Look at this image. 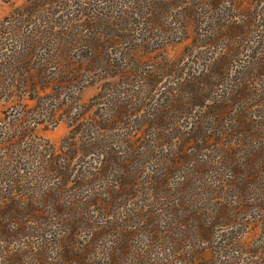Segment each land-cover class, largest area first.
Listing matches in <instances>:
<instances>
[{
  "label": "rangeland",
  "instance_id": "obj_1",
  "mask_svg": "<svg viewBox=\"0 0 264 264\" xmlns=\"http://www.w3.org/2000/svg\"><path fill=\"white\" fill-rule=\"evenodd\" d=\"M20 10L29 15L27 19L38 23L36 35L43 41L38 50L41 57L50 58L49 55L56 52L76 55L92 53L94 62L92 66L86 63V69L76 73L75 79L69 75L68 79L60 80V72L50 67L43 68L41 75L33 68L29 75L25 74L23 84L13 80L11 75L0 81V191L4 186V174L16 179L12 177V172L18 170L23 176L29 168L30 178L21 176L18 185H24L26 193H37L33 202H27L29 207L22 209L27 213L16 218L18 223L9 221V230L0 234V264H5L4 259H1L3 256L12 254V250L21 245L20 240L26 239L23 233L34 231L45 234V244L54 247L58 245L62 229L68 228L64 224L67 217L54 218V215L46 213L39 221L35 220L36 208L42 201L39 193L43 192L44 186L37 187L34 177L37 174L44 175V170L49 171L50 177H53L55 169L52 171L50 168L55 167L54 161L59 160L68 150V143L75 146L86 144V133H94L97 128L93 126L94 121L91 124L90 120L95 118L100 121L106 113L111 115V111L126 97V89L157 81L149 87V97L154 98L150 103L163 100L166 94L172 92L175 95H186L180 87L188 78L199 76L207 69V73L212 74L214 65L211 61L214 57L230 52L231 57L223 68L225 73L215 76L214 81L218 85L212 89L218 93H222V90L231 92V87L245 75V80L249 79L253 89L264 96V0H0V27L7 24V20L16 16ZM224 22L235 28L228 30L222 26ZM95 29L100 39L96 38L91 44L83 40L87 38L86 35L93 36ZM121 33H129L130 39H122L118 35ZM236 35L241 38L233 41ZM45 36L54 41L45 43ZM93 45L95 49L92 48ZM134 53L138 56H133ZM133 57L138 63L131 60ZM36 74L40 77V84H34L31 77ZM130 79L134 81L130 85L123 82ZM185 79L187 80L184 81ZM188 84L196 92L198 103L203 98L211 103L215 94L206 88L207 84L203 85L206 88L203 91L196 87V80ZM218 88L222 90L219 92ZM135 95L133 93L132 98ZM258 100L259 97L252 100L246 95L230 104L234 110H228L237 114L236 110L239 108L250 106L247 112L256 121L254 128L244 138L242 149L246 151L245 155L264 156V104ZM185 110L192 117L204 114L196 104L185 105ZM122 113L124 116H121V120L127 122L120 123L122 130L129 133L139 127L133 114ZM230 113L226 115L229 119L232 116ZM111 116L116 118V112ZM118 122L119 120L113 127ZM233 123L234 120L230 125ZM218 126L219 129L223 128L222 123ZM121 132L109 131L111 139L121 143ZM105 139L108 140L107 137ZM76 157L77 159L73 158L74 162L79 157L84 158L82 162L91 160L90 155L85 158L81 153ZM76 165L74 171L86 167L84 163ZM234 169V164L228 162L220 165L217 170L214 169L213 174H210L212 176H204L205 179H202V187L215 188L217 183L221 185L217 181L225 178L224 201H231L237 208L229 215H234L231 224L215 228L214 242L210 243L212 245L208 246L209 249L205 242H200L204 248L200 249L196 263L264 264V170H261L258 178L250 177L252 183H248L249 186L244 187L242 192H235L230 191V188H233L234 182L242 180V172L246 168L242 167V172L236 177ZM45 175L44 183L50 187L52 178H45ZM145 187L149 188V185ZM140 188L143 189L141 186ZM200 188L193 193L196 194L192 198L194 204L187 202L190 208L185 212L177 210V217L163 206L166 199L160 201L159 198H154L150 189H143L144 194L135 193L130 197L133 198L129 202L131 208H138V205L154 200L160 202L163 209L158 213H150L149 208L140 210L139 216L132 214L126 223L133 225L128 227L133 236H130L129 248L126 246L127 254L123 252V242L116 240L109 226L107 234L96 241L101 244L94 245V251L108 252L111 257L117 255V264H185L173 257L171 251L174 245L179 248L183 244L185 251L196 252L191 246L195 236L189 235L182 242L185 235H195L193 213L201 208L203 217L209 219L213 215L212 209L214 210L215 202L211 198L213 193ZM146 192L150 199L144 202L142 197ZM201 195L206 201H201ZM75 206L77 210L72 211L76 215H68L69 221H77L75 241L89 242L93 238V231H97L96 224L101 218L96 217L98 214L92 206L88 205L89 210L84 213L80 209L82 211L86 207H79L78 204ZM107 213H110L108 209ZM125 213L126 209L120 212V216L126 215ZM179 219L184 221L181 223ZM55 221L61 223L55 224ZM152 226L158 236L155 240L151 236ZM117 231L115 230L116 233ZM41 239L36 241L40 242ZM112 240L118 241L121 247L112 244ZM45 255L48 257L46 252Z\"/></svg>",
  "mask_w": 264,
  "mask_h": 264
},
{
  "label": "trees",
  "instance_id": "obj_2",
  "mask_svg": "<svg viewBox=\"0 0 264 264\" xmlns=\"http://www.w3.org/2000/svg\"><path fill=\"white\" fill-rule=\"evenodd\" d=\"M27 16L29 15H25L20 10L16 16H12V19L7 20V24L0 27V81L4 80L5 76L11 75L13 80L23 84L25 74H28L33 68H36L38 70L37 74L41 75L44 72L43 68L49 69L50 67L60 72V80L68 79L69 75L75 79L74 75L76 73L86 69V63L90 66L93 65L94 56L92 53L89 55H76L56 52L51 53L50 58L41 57L42 54L38 50L43 41L41 37L36 35V25L38 23L27 19ZM222 26L228 30L235 28L227 22H224ZM118 35L122 39H130L129 33ZM86 37L83 40H86L89 44L96 38L100 39L96 29L93 36L86 35ZM113 38L115 39V37ZM240 38V35H236L233 37V41ZM43 39L45 43L54 41L47 36ZM114 39L112 41L116 42ZM92 48L95 49V46L93 45ZM140 54V51H138V55ZM134 55L138 56L135 53ZM230 57V52L217 58L214 57L211 61L214 65L212 74L207 73L209 70L207 69L205 72H201L199 76H191L188 80L185 79L184 81H187L183 83L180 90L185 92L186 95H175L172 92L169 95L166 94L163 99L166 100L165 102L159 100L156 103H150L149 101L154 98L149 97V87L155 85L157 81L145 82V84L137 85V88L124 91L126 97L111 111V115L116 112V118L106 113L100 121L95 118L90 120L91 124L94 121L93 126H97V128L94 133H86L87 143L80 146L68 143L70 145L68 150L59 160L54 161L55 167L50 168L52 171L55 169L53 177H50L49 171L43 169L44 175L47 172L45 178H52L49 183V185L51 184L50 187H47L48 184L45 185L44 175L37 174L34 177L37 187L44 186L43 192L39 193L42 201L40 202L41 205L36 208L37 219L35 218V220L39 221L46 213L54 215V218L67 217L64 219V224L68 228L66 230L65 228L62 229V237L58 239V245L54 247L45 244V234L34 231L23 233L26 239L24 241L20 240L21 245L14 248L12 254L1 258L4 259L5 264H117L119 261L117 255L111 257L108 252L96 253L94 251V245L101 244L96 241L107 234V227L109 226L108 228L112 229V234L117 238L116 240L123 242V252L127 254L126 246L129 248L130 236H133L128 231V227H133V225L126 223H128L132 214L134 216L138 214L139 216L140 210L143 211V209L149 208H151L150 213H156L163 209L161 203L154 200L140 206L138 202H135L138 208H135V206L131 208L129 202L133 198L130 197H133L135 193L144 194L143 189H150L154 198H159L160 201L166 199V203L163 201V206L176 216L175 212L177 210L185 212L190 208L187 202L194 204L192 198L196 194L193 193L197 192L200 187L202 190L213 193V197H211L212 202H215L213 203L214 210L212 209L213 215L209 219H205L201 208L197 209V213H193L195 235H185L182 242L187 237L195 236V241H192L191 246L196 252L185 251L182 248L183 244L179 248L174 245L171 252L176 260H181L185 264H204L202 261L196 263L200 249L204 248L200 245V242H205L207 248L212 245L210 243L214 242L215 228L218 226L224 228L231 224L234 215H229L233 214V209L237 207H235V204L230 203L231 201H224L223 183L227 182L225 178L219 179L217 182L221 185L217 183L215 188L202 187V179H205L204 176H212L210 174H213L214 169L217 170L220 165L231 162L234 164L233 173H235V177L242 172V167L246 168L242 172V180L234 182L233 188H230V191L236 192V190H239L242 192L244 187L249 186L248 183H252L250 177L258 178L262 173L261 170H264V156L259 154L258 156L245 155L246 151L242 149L245 136L254 128L256 123L255 119L247 112L250 106L239 108L236 110L237 114L234 111L233 113L228 111L234 110V107L230 104L240 100L243 96L248 95L252 100L259 97L258 101L261 104H264V96L258 90L253 89L249 79L245 80V75L241 81L238 79L236 85L231 87V92L218 88L219 92L222 90V93H218L212 89L216 84L218 85L217 81H214L215 76L218 74L224 75V64L229 61ZM131 60L135 64L138 63L135 57ZM37 74L30 75L33 77L34 84L41 83ZM195 80L198 83L196 87L200 88L201 91L206 88L213 91L215 96L210 101L211 103L204 101V98L198 103L196 92L188 86L189 82L192 83ZM123 82L130 85L134 81L130 79ZM204 84H207L206 88L203 87ZM133 93H136L135 98H132ZM177 101H180V103L177 104ZM193 104L201 107L204 114L193 117L192 114L187 115L188 111H184L185 105ZM144 106H147L146 110ZM178 111L184 113L178 114ZM122 112L127 113V115L133 114L138 120L139 127L129 133L128 131L125 132L124 129L122 130L120 123H127L121 120ZM228 113L232 115L230 119L226 117ZM117 120H119L118 125L113 127ZM232 120L235 121L232 124L233 130L230 125ZM220 123H222V129H219L218 124ZM111 130L123 131L120 134L122 136L121 143H118L116 139H111L109 134ZM106 137L108 138L107 141ZM80 153L83 157L90 155L91 160L82 162L81 160L84 158L79 157L74 162L77 159L76 156H79ZM74 157L75 159H73ZM12 162L14 163V161ZM81 163L86 164L85 169L77 168V171H74L76 164ZM20 174L18 170L12 172V177L16 179H11L4 174V186L0 191V234L6 233L5 230H9L11 224L9 221L13 222L19 217L18 215L22 217L24 213H27L22 209L28 208L27 202H33V198L37 195V193H26L24 185L22 187L18 185L22 177L30 178L31 170L28 168L26 174H23V176ZM147 185H149V188L145 187ZM143 197L142 201L144 202L150 199L147 192ZM132 201L134 202V200ZM201 201H206L205 198H202V195ZM76 204L86 207L82 211L80 209V212L83 213L89 210L87 209L88 205L94 207L98 214L96 217L101 218L100 222L96 224L97 231H93V238L89 242L79 240L78 243V241H75L77 237L75 224L77 221H69L68 215H76L72 211L77 210ZM18 209H21V211L17 212ZM107 209L110 213H107ZM125 209L126 215L121 217L120 212ZM116 213L118 214L117 217ZM183 221V219L180 220L181 223ZM27 223L28 221H26ZM60 223V221H55V224ZM115 230H118L117 233ZM154 230L155 228L152 226L153 234L151 233V236L155 240L158 236ZM117 234L119 235L117 236ZM30 239L31 241H28ZM38 239H41V241H36ZM110 242L115 243L117 247L120 246L118 241L112 240ZM55 243L57 244L56 240ZM45 252L48 257H46ZM179 254L181 257H179ZM166 261L169 260L166 259Z\"/></svg>",
  "mask_w": 264,
  "mask_h": 264
}]
</instances>
